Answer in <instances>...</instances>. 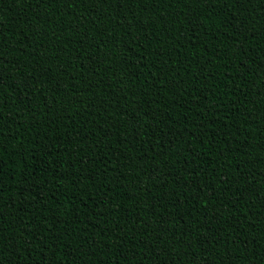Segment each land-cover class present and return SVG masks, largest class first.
<instances>
[{
	"label": "trees",
	"instance_id": "1",
	"mask_svg": "<svg viewBox=\"0 0 264 264\" xmlns=\"http://www.w3.org/2000/svg\"><path fill=\"white\" fill-rule=\"evenodd\" d=\"M0 264H264V0H0Z\"/></svg>",
	"mask_w": 264,
	"mask_h": 264
}]
</instances>
